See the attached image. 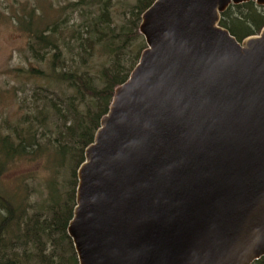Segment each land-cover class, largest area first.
<instances>
[{"label": "water", "instance_id": "1", "mask_svg": "<svg viewBox=\"0 0 264 264\" xmlns=\"http://www.w3.org/2000/svg\"><path fill=\"white\" fill-rule=\"evenodd\" d=\"M156 0L146 48L79 166L68 224L78 264H254L264 258V27L231 7Z\"/></svg>", "mask_w": 264, "mask_h": 264}, {"label": "trees", "instance_id": "2", "mask_svg": "<svg viewBox=\"0 0 264 264\" xmlns=\"http://www.w3.org/2000/svg\"><path fill=\"white\" fill-rule=\"evenodd\" d=\"M59 1L45 6V0H34L0 12L27 36L28 52L38 65L23 74L44 82L35 85L32 111L25 98L20 121L0 123V174L9 165L42 159L48 171L46 178L32 172L17 179L14 189L0 191V264H78L67 232L76 173L115 89L127 81L146 48L139 25L156 0H137L122 13L121 23L113 11L116 0ZM221 26L241 42L264 27V7L231 6ZM99 47L110 60L93 77L88 65ZM53 85L72 94L59 96ZM254 264H264V258Z\"/></svg>", "mask_w": 264, "mask_h": 264}, {"label": "rangeland", "instance_id": "3", "mask_svg": "<svg viewBox=\"0 0 264 264\" xmlns=\"http://www.w3.org/2000/svg\"><path fill=\"white\" fill-rule=\"evenodd\" d=\"M56 1L45 0V6H49ZM69 1L74 2L76 0ZM27 2L32 5L34 0H0L1 15L5 13L6 8L12 7L17 9ZM59 3L63 4V0L59 1ZM136 3L137 0H116L113 10L116 22L121 23L122 13L135 6ZM27 44V36L18 30L17 26L11 22L8 16H0V123L4 120L12 123L19 122L25 113V110L21 106V101L25 98L30 103V110L32 111L35 85L44 84L40 80L31 81L27 78V75L23 74V71L29 66H38L32 61ZM109 60V53H105V50L99 47L89 62L88 69L90 74L93 77H98L103 67L109 64ZM18 69L22 71L19 72L17 71ZM53 91L59 96L64 93L68 95L72 94L64 86H54ZM79 108L83 109L82 105ZM44 161L42 159L38 164L19 162L9 165L8 169L0 174V182H3L0 183V191L5 194L6 190L14 189L17 179L32 172L33 174L36 172L40 178H46L48 171L44 167Z\"/></svg>", "mask_w": 264, "mask_h": 264}]
</instances>
